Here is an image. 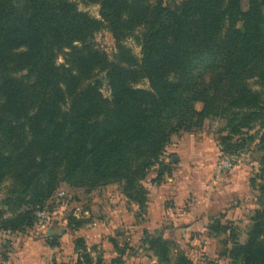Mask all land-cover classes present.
I'll return each instance as SVG.
<instances>
[{"label": "trees", "instance_id": "trees-1", "mask_svg": "<svg viewBox=\"0 0 264 264\" xmlns=\"http://www.w3.org/2000/svg\"><path fill=\"white\" fill-rule=\"evenodd\" d=\"M83 1L100 5V19L76 0H0V184L12 177L14 206L13 216L0 220V235L32 226L62 183H118L146 208L143 181L163 165L173 134L215 117L226 119L232 134L264 120V0H248L246 9L242 0ZM102 29L117 43V61L92 43ZM130 37L140 59L122 45ZM61 53L66 62L58 64ZM143 79L149 88L137 86ZM253 220L248 239L230 250L242 264H264V209ZM82 222L72 216L68 226ZM214 222L216 233L230 231ZM144 243L160 262H171L172 243L162 235ZM74 244L73 264H108L84 237ZM173 264L194 263L178 254Z\"/></svg>", "mask_w": 264, "mask_h": 264}, {"label": "rangeland", "instance_id": "rangeland-1", "mask_svg": "<svg viewBox=\"0 0 264 264\" xmlns=\"http://www.w3.org/2000/svg\"><path fill=\"white\" fill-rule=\"evenodd\" d=\"M76 2L81 10L100 19L99 4ZM242 5L246 9L248 0H243ZM92 43L111 60H118V46L109 30L96 32ZM122 45L135 58H141V46L134 37ZM65 62V55H58L57 63ZM97 78L102 81L104 95L110 96L105 72ZM137 86L149 88V82L143 79ZM201 108L202 103H198L197 109ZM226 156L231 157V165L220 168ZM162 164L152 169L143 181L148 191L146 208L140 209L129 201L118 183L93 189L62 183L44 205L51 220L41 224L36 216L32 226L16 230L12 236L2 233L0 241L6 243L2 242L0 248L12 247L13 251L14 247L30 241L29 236L35 240L48 237L47 242L58 240L60 244V250L54 254L55 261L73 264L77 254L72 244L77 237H84L89 247L96 245L99 251L104 250L106 262L115 255L119 258V249H124L125 255L117 264H173L178 254L194 264H242L230 256V250L248 239L256 211L264 209L261 191L264 181L260 178L264 167V120L257 119L250 128H243L242 133L232 134L226 119H206L200 129L172 135ZM164 166L165 172L158 179ZM11 189L12 177L8 176L0 184V220L14 214L9 200ZM59 191L63 192L62 196L58 195ZM72 216L83 221L79 227L68 226ZM216 220L230 226V231L216 233L212 228ZM47 231L52 234L48 235ZM159 235L172 243L169 263L160 262L144 243L147 236ZM8 241H12V246Z\"/></svg>", "mask_w": 264, "mask_h": 264}, {"label": "crops", "instance_id": "crops-1", "mask_svg": "<svg viewBox=\"0 0 264 264\" xmlns=\"http://www.w3.org/2000/svg\"><path fill=\"white\" fill-rule=\"evenodd\" d=\"M243 2V0H242ZM194 147V146H193ZM194 149V148H193ZM191 154L193 153V150L191 152ZM203 158V154H200V159ZM11 234L9 236H12V233H8ZM47 234L50 235L52 234V232L47 231ZM29 239H31L30 241H25L23 246L20 247H14L13 251H12V247H8L6 249H4L3 246H1L0 248V264H54L55 262V256L54 254L60 250L58 249L59 247V241L55 240L54 245H51L49 243V241L47 242V238L45 239H37L35 240L33 238V236H29ZM50 238V237H49ZM1 239V237H0ZM2 242L6 243V240L4 241H0V244ZM51 242V241H50ZM8 244H10L12 246V241H8ZM49 243V244H48ZM3 247V248H2ZM63 248V247H61ZM100 247L98 246V252H93V254H101L105 260V255H104V250L99 251ZM72 249L73 251H75V244L73 242L72 244ZM117 251V250H116ZM76 253V251H75ZM118 255V253H117ZM112 257V256H111ZM115 256H113L111 258V260L113 258H115ZM110 260V262H111ZM62 262V261H61ZM110 262H106V263H110Z\"/></svg>", "mask_w": 264, "mask_h": 264}, {"label": "built area", "instance_id": "built-area-1", "mask_svg": "<svg viewBox=\"0 0 264 264\" xmlns=\"http://www.w3.org/2000/svg\"><path fill=\"white\" fill-rule=\"evenodd\" d=\"M230 165H231V157L230 156H226V158L221 161L220 168H227ZM58 195L62 196L63 192L59 191ZM36 216L38 218V222L41 223V224H44L47 221L51 220L50 213L45 207H42V208L38 209V211L36 212Z\"/></svg>", "mask_w": 264, "mask_h": 264}]
</instances>
